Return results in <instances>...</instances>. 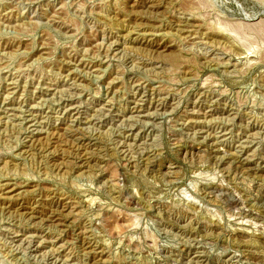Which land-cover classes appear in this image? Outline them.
<instances>
[{"label":"rangeland","instance_id":"374dc122","mask_svg":"<svg viewBox=\"0 0 264 264\" xmlns=\"http://www.w3.org/2000/svg\"><path fill=\"white\" fill-rule=\"evenodd\" d=\"M0 264H264V0H0Z\"/></svg>","mask_w":264,"mask_h":264},{"label":"bare ground","instance_id":"6f19581e","mask_svg":"<svg viewBox=\"0 0 264 264\" xmlns=\"http://www.w3.org/2000/svg\"><path fill=\"white\" fill-rule=\"evenodd\" d=\"M148 3V2H147ZM151 8V7H150ZM51 217V216H50Z\"/></svg>","mask_w":264,"mask_h":264}]
</instances>
